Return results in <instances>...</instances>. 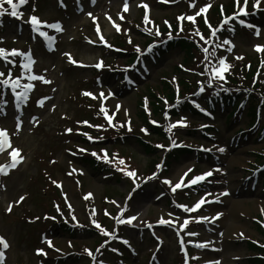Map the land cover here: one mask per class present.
I'll list each match as a JSON object with an SVG mask.
<instances>
[{
	"label": "rangeland",
	"instance_id": "374dc122",
	"mask_svg": "<svg viewBox=\"0 0 264 264\" xmlns=\"http://www.w3.org/2000/svg\"><path fill=\"white\" fill-rule=\"evenodd\" d=\"M229 2L196 0L195 6L190 7L189 0H128L125 11L124 0H27L17 9L22 13L20 18L11 16L10 12L6 15L10 18L0 29V48L5 49L6 54L12 49L30 53L34 63L25 68L26 57L7 55V59L14 62L9 64L0 58V72L5 74L0 79H19L21 85H33L28 97L19 103L10 85H0V129L7 130L10 140L9 148L0 152V237L8 245L7 248L0 246V264H118L114 259L120 261L126 256L111 247H117L122 238L135 254L129 258V264H183L177 242L180 230L186 233L187 241L205 245L196 248L193 254L199 264H254L249 256L255 252L248 243L264 244V182L260 171H256L261 166L258 155H264V135H259V128L246 129L248 102L240 109L243 113L236 114V120L227 118L229 107L226 106L216 110L214 119L191 113L180 116L182 112L173 118L171 112H167L172 107V102L167 101L168 90L172 91L173 101L179 102L187 97L180 93L188 87L196 96L188 103H199V110H206V105L197 100L200 88L203 87V94L209 92L206 84H209L211 65L204 75H190L188 69H184V53L180 49L172 48L164 55L143 59L148 74L136 85L127 82V78L123 80L124 73L136 79L133 72H128L131 67H126L127 62L151 52L145 41L154 40V36L161 38L156 35L157 30L161 33L166 25H174L177 20L188 23L195 34L193 25L199 18L195 13L203 4L220 5L225 10ZM254 2L247 0L245 15L252 16H243L240 23H235L240 26L238 29L231 25V35L218 39V47L204 52L217 68L220 58L225 62L239 59L238 62L247 63L261 59L260 71L264 74V47L256 49L257 45L264 46V0H260L259 8H253ZM143 5L148 6L147 22ZM243 5L244 0H240V6ZM2 6L11 10L6 3ZM32 15L42 22L40 30L53 39L51 50L46 39L31 30ZM189 15L195 17V22L177 19ZM45 22H58L61 30L48 28ZM114 24L119 26V31ZM146 28L151 31H145ZM198 32L202 35L201 29ZM151 34L153 38H148ZM101 36L106 43L101 41ZM225 40L230 44H224ZM119 43L120 46H116ZM137 46L141 53L136 51ZM65 54H70L76 63L70 62L69 55ZM195 55L198 57L197 53ZM100 62L102 67L97 69L95 65ZM197 67L202 69L196 62L188 66L190 71ZM225 73L228 74L229 69ZM29 75L44 79L30 81ZM180 77L185 79L184 88L179 83ZM214 80L221 79L212 77ZM162 84H170V88L163 91ZM148 91L158 97V108L153 107ZM233 91L241 96L246 93L237 88ZM101 93L106 99H101ZM101 104L105 112L100 111ZM140 104L146 123L161 133L165 128L166 134L171 136L165 144L161 145L156 131L146 128L143 119L138 117ZM105 114L112 117L111 124ZM181 117L185 118V126L177 124L170 131L166 130ZM84 121L88 123H82ZM207 121L217 127V132L212 131L211 136L206 138L203 131H189ZM131 128L155 149L158 145L159 152L154 156L146 155L135 136L123 130L131 131ZM239 132L242 133L239 135ZM88 136L93 139L89 140ZM173 141L192 149V155L170 158L165 173L161 172L159 177L149 176L150 158L162 157L169 150L168 142ZM220 147L225 150L218 151ZM12 148L18 149L19 154L12 153ZM206 148L212 149V153L202 150ZM12 155L19 161L15 167H11ZM112 160L117 168H122L123 175L117 179L111 177L110 171L115 172L111 168L98 170L91 163L110 164ZM128 171H135V177L126 175ZM185 172L188 174L184 183L197 175L208 172L211 175L204 178L208 184L199 195H186L178 188L179 195L175 199H179V203L169 206L167 191L171 187L163 181L167 179L175 185ZM159 192L166 193L160 196ZM202 197L206 201L201 205L206 207L203 212L199 209L186 213L179 207L191 208ZM106 213L117 214L119 220L124 218L125 224L114 222L115 217L109 220ZM189 215L193 216L191 221L187 219ZM130 217L135 219L129 223ZM198 217L207 219L198 221ZM161 218L170 223L160 224ZM186 219L195 223L181 228ZM93 220L110 235L105 238ZM188 233L198 236H188Z\"/></svg>",
	"mask_w": 264,
	"mask_h": 264
},
{
	"label": "trees",
	"instance_id": "16d2710c",
	"mask_svg": "<svg viewBox=\"0 0 264 264\" xmlns=\"http://www.w3.org/2000/svg\"><path fill=\"white\" fill-rule=\"evenodd\" d=\"M232 1L230 0V2L228 3L229 5L225 6V10L224 12H226L225 14L229 15L232 12ZM226 17H224V15L222 14V12L220 11L218 6L212 7L211 11L208 13L207 16V21L208 24L211 25V28H209L208 25H206L205 20L203 19H199L197 22V26L201 29L202 35L206 37L207 34H210L212 32L213 29H218V31H216V34H226L229 29H228V22L229 19H225ZM226 21V22H225ZM223 22V23H222ZM7 24L6 20H4L2 17L0 18V28L2 27L1 25ZM173 36L172 39L168 42L167 47L164 48V50L160 47L159 49L161 50V52L165 51V50H175V49H180L181 52L184 53V69H188V72L190 73V75H193L194 77L198 74L201 75L203 74L202 69H199L198 67L192 71H190V69L188 68V66L190 65H194L195 62L200 64V60L203 59V57H201L200 55H198V53H201V48L198 45V41L199 37H193V31L191 30L190 27H188L187 25H183L182 28L183 30L179 33L178 36L174 35V32L176 30L175 28V24L173 25ZM167 32V29H164L162 33ZM121 44V43H120ZM119 44V45H120ZM197 56L196 57V54ZM163 54V53H161ZM132 59H129V62H131ZM229 73L226 75L225 77L227 78V82H226V87L230 86L233 88H237L238 91L242 92L245 91V94H248L249 96L247 97V101L249 102V107H248V114L249 116H251V120L249 122V125L252 123L253 121V112H254V107L258 104L259 107L262 108L263 110V114H264V77H262V79H258L255 82H253L254 79V74H255V64L250 63L249 68H246V63L245 62H235V61H230L229 62ZM177 71H179L181 73L180 68H177ZM199 69V70H198ZM197 75V76H198ZM167 78L164 77V83H166ZM179 83L181 82L182 87L184 88L185 86V79H183V77H180ZM169 81L171 82V79L169 78ZM191 82V81H190ZM253 82V83H252ZM172 84V83H170ZM170 84L169 85H164L162 87L161 90H168L170 88ZM194 85V83H192ZM189 88L185 86V88L181 91V95H186L187 97H185V99H188L190 97H192L193 92H189ZM149 95L152 98L153 102L152 105L153 107L158 108V97L150 92ZM167 96H168V100L172 102V104L174 105V108L172 110H170L169 112H171V114L173 116H178L179 112L182 113H192L195 114V109H193L190 105H188L186 103V100L184 99L181 102L175 103V101H173V97H172V91L168 90L167 92ZM221 96V99L224 100V104L227 105V107H230L229 109H231L230 113L228 114V117L232 116L236 109V107L238 106V97H240L241 95L238 93L234 92H230L229 94H223L221 93V95H219L218 93L216 94V92H212L210 94V92L207 95H203L202 98L204 101L208 100V98L214 100L217 99L219 100ZM232 110H234L232 112ZM159 111H161V109H159ZM138 117L142 118V122L145 125L146 128H152L150 125H148V123H146V120L144 119V110L140 104L139 109H138ZM125 130L127 133H129L132 136H135V138L138 141V145L143 149V151L146 153V155L148 156H154L158 153V150L155 149L154 147H152L150 144H148V142H146L145 140H143L141 137H139L138 135L135 134V129L131 128V131H127ZM152 130H155L158 141L159 142H166V137L163 133H161V130L159 129H155L152 128ZM123 131V132H125ZM192 133H196L195 130H189ZM188 131V132H189ZM182 154H190L189 150L186 149H176V150H172L169 153H167V159L168 158H176L178 155H182ZM168 161V160H167ZM167 161L165 160V162L167 163ZM92 164L95 165V168H97L98 170H103L106 169L107 167L103 164H98L95 163L93 161H91ZM156 163V159L151 160L149 166L150 167H154ZM251 250H258L260 251L261 249L255 247L254 245L250 244L249 245ZM254 262V264H264V260H260V259H255L252 258V261Z\"/></svg>",
	"mask_w": 264,
	"mask_h": 264
},
{
	"label": "snow or ice",
	"instance_id": "6c2138e0",
	"mask_svg": "<svg viewBox=\"0 0 264 264\" xmlns=\"http://www.w3.org/2000/svg\"><path fill=\"white\" fill-rule=\"evenodd\" d=\"M26 2H27V0H18V3H15L14 0H0V15H3L5 12H7V9L4 8V7L2 6L4 3H6V4L9 6V8L11 9V11H10L9 14H10L11 16H13V17L20 18V17L22 16V13L18 12L17 9H18L21 5L25 4ZM61 2H62V0H61ZM93 2H94V0H93ZM189 2H190V7H194V6H195V0H189ZM236 5H237V8H238V13H237V14H234V16H235V15H238V14H246L247 0H244V5H243V6H240V0H236ZM143 6L145 7V10H146L144 19H145V22H147V21H148V15H147V9H148V6H147V5H143ZM259 6H260V0H255V2H254V4H253V8H259ZM208 7H210V5H205V6L202 7L198 12H196L195 15H196V16H199L201 13H204ZM123 8H124L125 11H127V9H128V0H124V6H123ZM221 11H222V9H221ZM89 15H91V14H89ZM94 19H95V18H94ZM109 19H111V18L109 17ZM121 19H123L122 16H121ZM177 19H178V20L187 19V20H189V21H193V22H195V17H194V16H191V15L186 16V17L181 16V17H178ZM29 22H30V24H31V30H32L34 33L38 32L39 35H40L41 37H44V38L46 39V41L48 42L49 47H50V50H51V43L53 42V39L50 38V37H48L47 34H46L44 31H41V30H40V29H41V26H42V22L39 21V19H38L35 15L30 16V21H29ZM225 22H226V21H225ZM165 23L167 24L168 22L165 21ZM205 23H206V25L209 26V28H211V25L208 24V21H207L206 18H205ZM222 23H223V22H222ZM44 26H46V27H48V28H55V29H57V30H61V26H60V24H59L58 22H57V23H54V24H46V22H45V23H44ZM114 26L117 27V30H118V31L120 30V29H119V26H117V25H115V24H114ZM169 27H170V25H169ZM180 30H181V31L183 30L182 26H181ZM145 31L150 32L151 29H147V28H146ZM216 31H218V29H213V30H212V35H215V34H216ZM97 32H98V34H99V27H98V26H97ZM159 34H160V33H159V31L157 30V31H156V35H159ZM196 34H197V35H201L198 31H197ZM257 34H258V33H257ZM201 39H204V37H203L202 35H201ZM101 41L106 43V41H104V38H103L102 36H101ZM129 42H130V41H129ZM223 43H224V44H230V41L225 40ZM262 47H264V46L257 45V46H256V49L259 51V50H261ZM149 50H150V49H149ZM230 50H231V49L229 48V51H230ZM136 51H137V52H140L141 49L137 46V47H136ZM204 51L207 52L208 49L205 48ZM7 55H11V56H17V55H19V56H22V57H26V58H27V63L24 64V67H25V68H28V66H29L30 64L34 63L33 59L31 58V54H30V53H24V52H21L20 50L12 49V50L10 51V53H7V54H6V50L0 48V58L4 59L5 64L14 63L13 61H10V60L7 59ZM65 55H69V60H70V62L76 63L75 61H72V60H71V56H70V54H65ZM212 55H213V56L215 55V52H214V51H213ZM205 61H207V64H208V65H211V72L209 73V77H210V78H209V84H211V82H212V77H218V78H220V79H224V77H223V72L226 71V70L230 67L229 65L226 64L225 59H223V58H220V59H219V61H218V64H219V66H220L219 68H217V66H216L215 64H212V61L209 60L208 56H205ZM95 67H96L97 69L101 68V67H102V62L97 63V64L95 65ZM206 71H207V66H206ZM4 75H5V74H4L3 72H0V77H3ZM8 75H9V77L11 76V69H9V73H8ZM28 79L31 81V80H37V79L43 80L44 78H43V77H40V76H36V75H29V76H28ZM46 82H47V81H46ZM0 85L6 86V87L10 85V86H11V89H12L14 95H15L16 101H17L18 103H19V102H23V101L28 97L29 90L33 88V85H32L31 83L21 85V84L19 83V79H11V80L8 79V78L0 79ZM17 88H20L21 91H20V92H16V89H17ZM199 91L202 92V91H203V87H201ZM83 94H84V95H92L91 93H83ZM109 95H110V93H109ZM100 96H101V99H102V100H103V99H106V97L104 96L103 93H101ZM93 98H95V97H93ZM193 103L195 104V102H193ZM195 106L198 107V108L200 107L198 104H195ZM119 107H120V106L117 105V110H119ZM100 111H101V112H105V108H104L103 104H101ZM201 111H203L202 108H201ZM105 118L108 120L109 124H111L112 117H111V116H108L107 114H105ZM165 118H166V119L168 118V114H167V112H165ZM33 119H35V118H33ZM184 120H185V118H184V117H181V119H180L179 121H176L174 124H169L168 129H166V130L170 131V130H171L172 128H174L177 124H179V125H181V126H185V124H184ZM82 123H85V124H86V123H88V122H87V121H84V122H82ZM152 123L157 124L158 122H156V121H152ZM19 126H20V124L18 123V125H17V128H18V129H19ZM91 126H93V127H98V128H99V127H102L101 125H91ZM129 130H130V129H129ZM66 131H69V132H70V131H72V130H71V129H67ZM142 131H147V130H146V129H142ZM84 135L87 136L88 134H87V133H84ZM88 139H89V140H92L93 137L88 136ZM174 144H175V142L173 141V145H174ZM6 145L10 146V140H9V137H8L7 130H6V129H0V152H2V151L5 149V146H6ZM160 147H163V146H160ZM202 150H204V151H210V149H202ZM224 150H225V149H224L223 147L218 148V151H220V152H223ZM11 151H12V153H15V154H17V155L19 154V150H18V149L12 148ZM80 151H84V149H80ZM93 155H97V154H96V153H93ZM106 157H107V154L105 153V158H106ZM98 158H99V157H98ZM19 159L22 160L23 157L21 156V157H19ZM18 162H19V161L16 160V158H15V156H14V157H13V163H12L11 167H15L16 164H17ZM119 162H120L121 164L124 163L123 160H120ZM157 167H159V165H158ZM73 171H75V169H73ZM190 171H191V169L188 170V172H190ZM0 172H2V169H0ZM188 172H185L184 176H182V177L180 178V181L177 182L175 185H173L172 182L169 181V180H167V179H165V180L163 181V183L168 184V185L171 187L172 191L175 192L178 188H181V187L184 186V178L187 176ZM70 174H71V173H70ZM126 175H128V176H130V177H135V171H128V172H126ZM209 175H211V172H208V173H204V174H201V175L194 176V177H193L190 181H188L187 183H188L189 186H191V185H195V184H197L198 182L203 181L204 178H205L206 176H209ZM153 176H155V174H153ZM150 178H152V177H150ZM53 183L55 184V183H57V182H56V181H53ZM224 194H227V193H224ZM85 198H87V197H85ZM22 199H23V197H21V200H22ZM205 202H206V201H205L204 198L202 197L201 200H199V201H198L196 204H194L191 208H189L187 205H179V207L183 208V210L186 211V212H194V211L198 210V209L201 207V205H202L203 203H205ZM114 203H115V202H114ZM8 210H9V211L11 210V205L9 206V209H8ZM58 211H59V209H58ZM123 211H124V209H121V212H123ZM106 214H107V213H106ZM218 215H219V214H218ZM73 219H75V218L73 217ZM133 219H135V217H130V218H128V222L130 223L131 220H133ZM196 219H197L198 221H199V220H206L207 217H198V218H196ZM92 222H93V224H95V226H96L98 229L101 230L102 234H104V235H110V233H108L105 229H103L102 226H101L99 223H97L95 220H93ZM122 222H124L123 219H121V220H117V223H118V224H119V223H122ZM188 222H189V221L186 219V220L184 221V224L181 225L180 227H181V228H184V227L188 224ZM159 223H160V224H165V223H170V221H165L163 218H161L160 221H159ZM188 235L194 236V235H197V234H196V233H188ZM125 243H126V242H125ZM49 245L52 246V245H51V242H49ZM0 246H2L3 248H7V247H8L7 242L4 240L3 237H0ZM195 246H196V247H204L205 245H204V244H196ZM98 250H99V249H98ZM37 251H38V252H41L42 250L38 249ZM85 251H88V252H89V255H91V252H90L89 250L86 249ZM193 259H196V257H193ZM0 260H2V252H0ZM186 264H187V261H186Z\"/></svg>",
	"mask_w": 264,
	"mask_h": 264
}]
</instances>
